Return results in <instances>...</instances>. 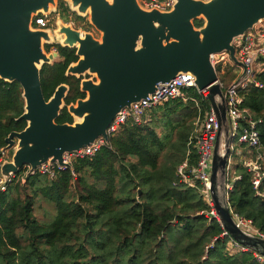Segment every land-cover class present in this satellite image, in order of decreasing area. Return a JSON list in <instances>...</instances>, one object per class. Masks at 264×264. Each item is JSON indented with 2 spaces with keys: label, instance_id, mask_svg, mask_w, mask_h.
I'll use <instances>...</instances> for the list:
<instances>
[{
  "label": "trees",
  "instance_id": "obj_1",
  "mask_svg": "<svg viewBox=\"0 0 264 264\" xmlns=\"http://www.w3.org/2000/svg\"><path fill=\"white\" fill-rule=\"evenodd\" d=\"M56 15L65 23L85 21L64 1ZM194 24L201 27L203 21ZM56 47L59 60L41 69L42 89L49 100L60 85H68L57 123L73 124L67 106L85 95L66 72L78 58L75 49ZM216 70L225 84L238 73L229 62ZM256 79L264 85V71ZM186 92L187 102L152 107L141 124L125 122L108 146L92 157L74 158L54 177L37 172L25 182L9 183L0 193V264H262L254 251L231 249L235 240L209 215L212 207L200 182L191 186L179 175L187 162L185 172L192 177L198 161L192 138L210 109L206 95L194 88ZM242 95L241 108L260 121L264 147V91L249 87ZM24 107L21 85L0 81V159L8 136L27 127L20 119ZM232 174L240 177L229 193L233 215L264 235V179L255 189L252 174L239 163Z\"/></svg>",
  "mask_w": 264,
  "mask_h": 264
},
{
  "label": "water",
  "instance_id": "obj_2",
  "mask_svg": "<svg viewBox=\"0 0 264 264\" xmlns=\"http://www.w3.org/2000/svg\"><path fill=\"white\" fill-rule=\"evenodd\" d=\"M59 1L86 18L101 34L97 39L57 16V28H35L34 18L57 14ZM168 11L147 9L139 0H0V81L18 82L25 101L22 132L6 139L11 161L1 167L5 180L24 166L33 170L52 162L70 166L64 156L86 148L107 130L119 112L153 93L161 83L188 73L217 114L219 132L211 173V199L221 226L237 243L264 256V238L242 229L229 205L227 183L232 154L225 98L211 57L228 52L240 64L235 39L264 20V0H173ZM203 21L196 27L195 21ZM63 21V22H62ZM34 27V28H33ZM59 40V41H58ZM75 49L80 60L66 75H95L83 81L86 100L68 107L76 120L58 124L69 87L60 85L46 100L41 69L58 57L44 45Z\"/></svg>",
  "mask_w": 264,
  "mask_h": 264
},
{
  "label": "built area",
  "instance_id": "obj_3",
  "mask_svg": "<svg viewBox=\"0 0 264 264\" xmlns=\"http://www.w3.org/2000/svg\"><path fill=\"white\" fill-rule=\"evenodd\" d=\"M202 1L206 2L209 0ZM173 4V0H145L142 5L147 9L155 8L161 11H168ZM34 23L39 25V28L46 29L48 28V16L39 15L34 18ZM233 46L235 47L236 57L240 64H235L231 60L228 52L212 55L211 61L215 68L222 63L229 62L238 69L235 79L230 83L225 84L219 78L218 83L222 89L227 106V118L232 138L231 151L232 153L234 152L233 145L236 142L253 153L251 158H245L241 161V164L252 174L254 188L258 189L264 179V147L262 146L260 132L257 127L260 121H255L246 110L241 108V106L244 100L242 91L249 87H256L264 91V85L256 79V75L264 71V20L259 21L253 29L247 31L242 37L235 39ZM195 81L194 76L184 73L168 83L159 84L153 93L139 102L132 104L130 108H125L117 114L107 130L109 140L111 136L118 131L121 125L127 121H133L136 124L147 122L149 120L148 112L152 107L163 105L175 99H182L184 102H187L190 97H188L186 91L192 88L198 91ZM198 93L206 95L207 90L202 92L198 91ZM243 123H246V125ZM196 126L197 128L192 142L194 140V145L197 149V165L191 170V178H188L185 172L188 168L187 162H185L178 171L179 175H181L183 180L189 183V185L194 186L196 180L200 182L202 185V196L212 207L209 215L217 218L211 199V173L214 148L220 126L217 120V114L211 105L203 119L198 120ZM109 140L107 141L104 137H100L86 148L75 153L66 154L64 156V162L71 166L74 158L92 157L98 150L108 146ZM10 151L11 150H7L6 148L1 150L0 193L5 192L9 183L15 179L25 182L27 177L35 175L37 172L54 177L57 170L62 171L70 167L60 166L58 163H52L50 161L35 170H33L30 165H26L18 172L20 173L19 175H17L18 173L11 174L10 178L5 180L1 173V167L4 162L11 161L12 156L10 155ZM230 176L231 158L229 160V180L227 183L228 195L233 190L234 181L240 179V177H233L230 179ZM234 217L242 229L253 234L254 232L257 233L251 221H247L238 216ZM224 235L226 236L228 234L225 233ZM257 236L264 238V235L261 234ZM231 249L235 252L249 250L236 241H232ZM256 256L258 261L264 264V256L260 254Z\"/></svg>",
  "mask_w": 264,
  "mask_h": 264
},
{
  "label": "rangeland",
  "instance_id": "obj_4",
  "mask_svg": "<svg viewBox=\"0 0 264 264\" xmlns=\"http://www.w3.org/2000/svg\"><path fill=\"white\" fill-rule=\"evenodd\" d=\"M145 0H139V2L141 4L144 3ZM57 15L56 14H51L48 16V28H52V29H56L57 28ZM63 22V21H62ZM89 23V15L85 18V21L83 23L81 22H76L74 23H66V25L71 24L73 27L76 28L77 24L78 25V29L82 30L83 32L89 31L92 34L95 35V37L97 38H101V34L99 32H97L93 27H91V25L89 24L90 27H88V23ZM34 28V27H33ZM39 27H37L38 29ZM59 41V40H58ZM55 50H52L50 53H48V55H52L54 53ZM208 95V92L206 93V96ZM76 105V104H75ZM76 121V120H75ZM232 146V144H231ZM233 149L234 152L231 154L230 158H231V170L233 169L234 164H241V161H243L245 158H251L252 157V152L249 151L247 148H245L244 146L239 145L238 143H234L233 145ZM233 178V174L230 176V179ZM229 180V177H228ZM44 210H42L40 212V217L43 215Z\"/></svg>",
  "mask_w": 264,
  "mask_h": 264
},
{
  "label": "flooded vegetation",
  "instance_id": "obj_5",
  "mask_svg": "<svg viewBox=\"0 0 264 264\" xmlns=\"http://www.w3.org/2000/svg\"><path fill=\"white\" fill-rule=\"evenodd\" d=\"M88 27H90V26H88ZM76 29H78V28H76ZM101 37V36H100ZM97 38V37H96ZM97 39H100V38H97ZM58 44L56 43V44H53V45H48V44H45L44 45V50H45V53L48 55V53H50L52 50H55L54 51V53H57L58 54V57L52 62V64L56 61V60H59V51H58V47H56ZM46 46H51L50 47V49H49V51H47V49H46ZM52 49V50H51ZM75 55H76V57L78 58L77 59V61L76 62H72V63H77L79 60H80V58L77 56V54H76V52H75ZM71 76V75H70ZM72 77H75V76H72ZM76 78V80H77V83H78V87H79V90H80V92L81 93H83L84 95H85V97L84 98H81V99H79V100H86L87 99V94L86 93H84L83 91H82V83H83V81H88V80H93V82L94 83H98V79H97V77L95 76V75H90V74H85V75H83V76H80V77H75ZM68 86V85H67ZM78 100V101H79ZM77 101V102H78ZM76 102V103H77ZM76 103H73V104H76ZM72 105V104H71ZM70 106V105H69ZM69 106H67V110H68V107ZM65 108V107H64ZM63 108V109H64ZM69 113V112H68ZM72 116V115H71ZM73 117V116H72ZM74 121H75V119H74Z\"/></svg>",
  "mask_w": 264,
  "mask_h": 264
}]
</instances>
